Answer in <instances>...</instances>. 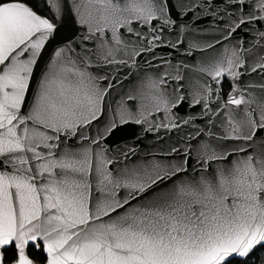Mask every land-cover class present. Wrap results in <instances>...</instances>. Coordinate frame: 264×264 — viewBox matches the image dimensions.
<instances>
[{"label":"snow or ice","instance_id":"6c2138e0","mask_svg":"<svg viewBox=\"0 0 264 264\" xmlns=\"http://www.w3.org/2000/svg\"><path fill=\"white\" fill-rule=\"evenodd\" d=\"M242 262L264 264V0H0V264Z\"/></svg>","mask_w":264,"mask_h":264},{"label":"water","instance_id":"95a60500","mask_svg":"<svg viewBox=\"0 0 264 264\" xmlns=\"http://www.w3.org/2000/svg\"><path fill=\"white\" fill-rule=\"evenodd\" d=\"M44 2V0H42ZM227 84V81H225ZM139 132V128L135 125L129 124L123 127L122 130H119L114 133V135L110 138L113 142H121V141H130L133 139V136Z\"/></svg>","mask_w":264,"mask_h":264},{"label":"trees","instance_id":"16d2710c","mask_svg":"<svg viewBox=\"0 0 264 264\" xmlns=\"http://www.w3.org/2000/svg\"><path fill=\"white\" fill-rule=\"evenodd\" d=\"M37 3H39V4H43V1L42 0H37ZM45 11H47V9L45 8L44 9ZM224 90L225 91H227L228 90V85H226L225 83H224ZM254 256H257L258 255V253H254L253 254ZM251 259V258H250ZM242 264H249V262H242Z\"/></svg>","mask_w":264,"mask_h":264}]
</instances>
